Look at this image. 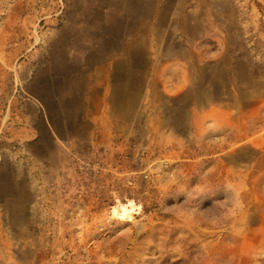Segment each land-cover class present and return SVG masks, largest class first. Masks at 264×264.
<instances>
[{
	"label": "rangeland",
	"instance_id": "374dc122",
	"mask_svg": "<svg viewBox=\"0 0 264 264\" xmlns=\"http://www.w3.org/2000/svg\"><path fill=\"white\" fill-rule=\"evenodd\" d=\"M0 264H264V0H0Z\"/></svg>",
	"mask_w": 264,
	"mask_h": 264
},
{
	"label": "crops",
	"instance_id": "0c3cea01",
	"mask_svg": "<svg viewBox=\"0 0 264 264\" xmlns=\"http://www.w3.org/2000/svg\"><path fill=\"white\" fill-rule=\"evenodd\" d=\"M89 72L88 79L74 82L70 86L72 91H67L66 96L72 97L75 102L79 101L83 105H96L97 103L103 105L100 108H94L92 111L98 114L104 113L105 116L107 112L106 104L112 101L114 97L116 98L118 95L117 89L127 87V83L115 80L113 66L107 63L94 66ZM122 95L120 94V96ZM98 119L99 117H94V122Z\"/></svg>",
	"mask_w": 264,
	"mask_h": 264
}]
</instances>
